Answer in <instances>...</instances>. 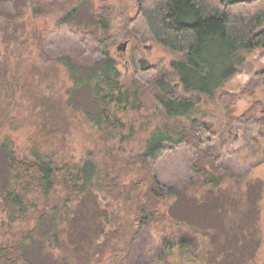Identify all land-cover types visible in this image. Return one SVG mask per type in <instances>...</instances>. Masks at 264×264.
<instances>
[{
	"label": "trees",
	"instance_id": "trees-1",
	"mask_svg": "<svg viewBox=\"0 0 264 264\" xmlns=\"http://www.w3.org/2000/svg\"><path fill=\"white\" fill-rule=\"evenodd\" d=\"M59 1L27 0L22 7L23 14L34 18L57 17L59 31L67 26L82 35L80 44L84 51L75 54L62 52L52 57L45 44L38 47V57L43 63L54 60L68 75L70 86L65 87L66 99L62 104L75 106L78 115L90 120L106 137L117 134L122 138L136 132L133 125L125 132L126 120L119 115L143 109L144 98L158 104L166 121L150 132L142 151L129 156L130 164L141 176L124 186L129 188L127 192L117 194L128 198L130 204L120 201L117 205L129 204L131 214L128 238L125 240L123 234H119L115 242L111 240L113 231H107L109 218L83 223L86 235L79 238L73 222L68 226L60 225L61 234L51 233L55 222L46 231L45 219L57 221L52 210L58 209L40 208V205H49L47 195L53 194L60 185L67 189L68 194L62 198V210L64 220H69L71 212L66 203L80 204L85 196L90 200L97 198L95 190L109 193L110 173L106 166L92 155L76 163L34 150L32 156L20 157L8 151L7 143L0 141V154L10 157L7 166L0 165V185L7 188L0 192L4 206L22 214L34 209L38 212L33 228L22 232L14 242L10 240L0 246V264H39L37 248L47 256L43 255L49 264H88L89 261L90 264H206L212 232L197 229L196 225H189L164 210L165 203L176 200L177 192L174 187L167 188L160 182L154 164L168 150L185 145L195 158L190 169L196 179H190L189 189L196 186L215 192L229 180L235 181L234 173L222 157L206 152V148L215 143L217 134L213 124L205 120L199 104L202 95L214 98L225 82L239 71L244 61L243 52L264 51V0H138V14L121 35L128 42L134 40L135 44L132 57L135 72L131 84L124 81L118 62L112 56L111 46L116 39L111 36L110 16L92 12L88 16L93 19L84 23L79 20L84 1L71 3L69 7L60 5ZM147 40L177 54L178 58L171 63L173 75L158 66H150L142 57L139 46ZM252 89L248 91L253 96ZM54 104V99H42L40 116L45 124L59 132L62 120ZM245 115L230 116L229 121L239 123L243 139L257 150V137L264 121H247ZM36 233L40 234L38 241L32 243Z\"/></svg>",
	"mask_w": 264,
	"mask_h": 264
},
{
	"label": "rangeland",
	"instance_id": "rangeland-1",
	"mask_svg": "<svg viewBox=\"0 0 264 264\" xmlns=\"http://www.w3.org/2000/svg\"><path fill=\"white\" fill-rule=\"evenodd\" d=\"M24 1L27 0H0V141L7 143L6 149L20 157L32 156L34 150L76 163L92 155L102 166H106L110 173L108 186L111 196L95 190L97 198L92 197L90 200L85 196L86 199L80 204L76 201L66 203L71 213L70 221H65L62 198L68 193L67 189L58 185L53 194L47 195L49 205H40L41 209L47 208L48 211L55 207L58 209L52 210L57 221L45 219L46 231L55 222L51 233L61 234L60 225L68 226L69 222H73L74 229L78 230L75 235L83 238L86 235L83 223L85 225L95 220L102 222L109 218L111 223L107 231H113L111 240L115 242L119 234H123L126 240L131 214L130 201L126 196L117 194L127 192L129 188L124 186L141 176L130 164L129 156L142 151L147 136L166 119L158 104L144 98L143 109L128 110L119 115L126 120L127 126L123 130L127 132L129 126L133 125L136 132L122 138L117 134L106 137L94 128L90 120L78 115L75 106L65 107L62 103L66 99L65 87L70 86L68 75L54 60L43 63L38 57V47L45 44L46 51L52 57L62 52L75 54L84 51L80 44L82 35L67 26L59 31L56 28L57 17L53 15L34 18L28 13L23 14ZM77 1L60 0L59 4L69 7ZM82 1L84 6L79 15L80 21H91L93 18L88 14L92 12L110 16L111 36L114 41L116 39L115 42L112 40V56L118 62V70L124 81L131 84L135 72L132 59L135 44L134 40L128 42L121 35L129 21L138 14V0ZM124 42H128L125 49L119 48ZM139 47L142 57L150 66H158L163 72L173 75L171 63L178 58L176 53L153 40L141 42ZM242 59L244 61L239 71L225 82L216 96L209 99L202 95L199 104L205 120L213 124L217 134L215 143L207 147L206 152L222 157L234 173L235 181L229 180L215 192L200 187L197 189L196 186L189 189L190 179H196L190 169L195 158L185 145L168 150L154 164L160 182L167 188L174 187L177 192L176 200L165 203L164 210L189 225H196L197 229H209L212 232L207 244L206 264H264V127L257 137L259 146L256 150L243 139L239 123L229 121L230 116L239 117L246 112L249 113L244 116V120L264 121V51L243 52ZM251 87L253 96L248 91ZM42 99H54V107L62 120L59 132L51 129L41 118ZM9 161L8 154H0V165L7 166ZM5 188L0 185V192H4ZM129 193L136 195L135 192ZM120 201L129 204L121 202L118 206ZM4 205L0 197V246L19 239L22 232L35 226L38 217L36 209L22 214ZM39 235L36 233L32 243H37ZM109 244L113 245L111 242ZM37 251L38 263L49 264L45 262V255L40 253L39 248Z\"/></svg>",
	"mask_w": 264,
	"mask_h": 264
},
{
	"label": "water",
	"instance_id": "water-1",
	"mask_svg": "<svg viewBox=\"0 0 264 264\" xmlns=\"http://www.w3.org/2000/svg\"><path fill=\"white\" fill-rule=\"evenodd\" d=\"M127 44H128V42H124V43H122L121 45H119L118 47H119V48H124V49H125V47L127 46Z\"/></svg>",
	"mask_w": 264,
	"mask_h": 264
}]
</instances>
